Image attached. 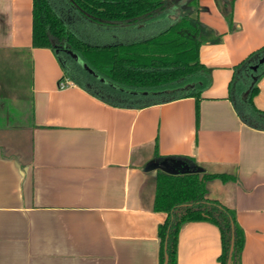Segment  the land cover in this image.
<instances>
[{"label": "crops", "instance_id": "0c3cea01", "mask_svg": "<svg viewBox=\"0 0 264 264\" xmlns=\"http://www.w3.org/2000/svg\"><path fill=\"white\" fill-rule=\"evenodd\" d=\"M198 3L211 74L199 115L194 97L109 103L33 45V0H0V264H160L168 212L153 208L164 171L154 160L233 175L207 180L206 197L235 211L242 264H264V129L240 117L229 89L235 66L264 46V0ZM258 86L264 110V74ZM221 252L216 224L182 226L176 264H221Z\"/></svg>", "mask_w": 264, "mask_h": 264}, {"label": "trees", "instance_id": "16d2710c", "mask_svg": "<svg viewBox=\"0 0 264 264\" xmlns=\"http://www.w3.org/2000/svg\"><path fill=\"white\" fill-rule=\"evenodd\" d=\"M199 10L198 0H33V45L52 48L68 76L109 103L143 107L194 97L199 115V100L211 84L210 69L199 55L207 36L193 16ZM262 58L264 46L235 66L229 84L238 114L259 129H264V110L253 98L264 74ZM213 178L235 179L230 174L158 172L153 208L168 212L159 226L160 264L166 242L169 264H176L181 228L193 220L219 227L221 264L228 262L234 227L231 264H242L245 234L235 211L206 197V182Z\"/></svg>", "mask_w": 264, "mask_h": 264}, {"label": "water", "instance_id": "95a60500", "mask_svg": "<svg viewBox=\"0 0 264 264\" xmlns=\"http://www.w3.org/2000/svg\"><path fill=\"white\" fill-rule=\"evenodd\" d=\"M264 61V58H262L260 60V62H263ZM255 69L258 67V65H254L253 66ZM153 163H155V165H152ZM150 164L152 166H148L149 168L150 167H160V168H163L164 171H167V172H201L203 171V168L200 167V166H196V165H191L190 168H187V167H182V169L180 170H171V169H168L167 167L164 166V162H162L161 164L159 162H155L154 161H151ZM234 241H235V234H234V227H233V235H232V241H231V246H230V252H229V258H228V262L227 264H231L232 263V255H233V251H234ZM169 253L167 252V242L165 244V260H164V264H169Z\"/></svg>", "mask_w": 264, "mask_h": 264}, {"label": "rangeland", "instance_id": "374dc122", "mask_svg": "<svg viewBox=\"0 0 264 264\" xmlns=\"http://www.w3.org/2000/svg\"><path fill=\"white\" fill-rule=\"evenodd\" d=\"M8 109H9V110H8ZM8 109H7V111H8L9 113L12 114V117L15 116V114L19 113V111H21V110H19L18 108H12V107H10V108H8ZM21 112H22V111H21ZM13 113H15V114H13Z\"/></svg>", "mask_w": 264, "mask_h": 264}]
</instances>
